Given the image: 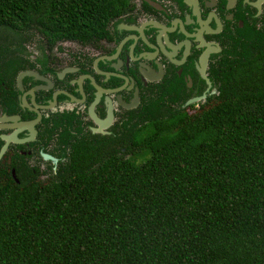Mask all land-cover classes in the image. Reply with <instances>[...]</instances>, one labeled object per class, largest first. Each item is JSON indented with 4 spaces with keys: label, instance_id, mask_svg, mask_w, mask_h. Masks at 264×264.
Wrapping results in <instances>:
<instances>
[{
    "label": "trees",
    "instance_id": "trees-1",
    "mask_svg": "<svg viewBox=\"0 0 264 264\" xmlns=\"http://www.w3.org/2000/svg\"><path fill=\"white\" fill-rule=\"evenodd\" d=\"M132 1L0 0V28L86 42ZM228 84L212 108L144 122L131 157L77 152L49 185L4 180L0 264H264V55Z\"/></svg>",
    "mask_w": 264,
    "mask_h": 264
},
{
    "label": "flooded vegetation",
    "instance_id": "flooded-vegetation-1",
    "mask_svg": "<svg viewBox=\"0 0 264 264\" xmlns=\"http://www.w3.org/2000/svg\"><path fill=\"white\" fill-rule=\"evenodd\" d=\"M131 3L86 42L0 35V187L61 180L77 152L131 157L144 122L212 108L241 59L264 55V0Z\"/></svg>",
    "mask_w": 264,
    "mask_h": 264
},
{
    "label": "rangeland",
    "instance_id": "rangeland-1",
    "mask_svg": "<svg viewBox=\"0 0 264 264\" xmlns=\"http://www.w3.org/2000/svg\"><path fill=\"white\" fill-rule=\"evenodd\" d=\"M6 30V31H5ZM8 30L7 29H5V28H0V35L1 34H5V32L7 33V34H9L8 32H7Z\"/></svg>",
    "mask_w": 264,
    "mask_h": 264
},
{
    "label": "water",
    "instance_id": "water-1",
    "mask_svg": "<svg viewBox=\"0 0 264 264\" xmlns=\"http://www.w3.org/2000/svg\"><path fill=\"white\" fill-rule=\"evenodd\" d=\"M3 154L1 155V158H2Z\"/></svg>",
    "mask_w": 264,
    "mask_h": 264
}]
</instances>
